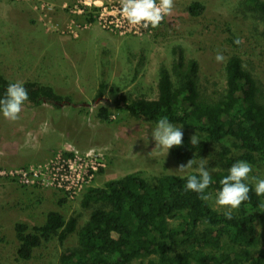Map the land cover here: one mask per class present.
<instances>
[{
  "label": "rangeland",
  "instance_id": "374dc122",
  "mask_svg": "<svg viewBox=\"0 0 264 264\" xmlns=\"http://www.w3.org/2000/svg\"><path fill=\"white\" fill-rule=\"evenodd\" d=\"M196 1L204 6L200 15L189 12ZM240 1L174 0L173 14L157 28L121 33L104 22L102 11L105 5H120V0H0V74L14 82L49 84L70 97L59 106L46 102L23 106L16 121L0 113V264H56L51 254L57 250L54 243H48L39 258L18 260L14 224H43L44 214L55 209L67 217L77 206L76 195L86 187H103L134 171L148 177L159 172L186 174L176 170L187 162L170 151L157 150L149 156L155 148L151 133L156 124L116 110L109 87L120 85L121 93L152 95L158 69L170 61L168 51L174 44L199 62V82L207 93L223 87L224 62L216 61L217 52L225 59L242 53L264 83V42L249 40L250 30L261 28L263 21L243 12ZM237 38L243 41L239 45L234 43ZM100 76L108 85L97 97ZM98 107L113 111L110 121L96 117ZM62 157L74 165L85 164L78 178L84 177V183L58 188L37 179L25 183L17 176L43 169L45 179H52L51 165ZM209 158H204L206 168L215 165ZM195 162L188 172L196 170L201 160ZM249 177L251 183L252 177L264 179L262 167L252 166ZM61 198L66 200L60 204ZM258 227L263 238L264 223ZM74 244L75 238H68L66 245Z\"/></svg>",
  "mask_w": 264,
  "mask_h": 264
},
{
  "label": "trees",
  "instance_id": "16d2710c",
  "mask_svg": "<svg viewBox=\"0 0 264 264\" xmlns=\"http://www.w3.org/2000/svg\"><path fill=\"white\" fill-rule=\"evenodd\" d=\"M243 12L260 16L261 28L250 30L249 40L264 42V0H241ZM204 6L192 2L189 12L200 15ZM256 20V19H255ZM259 27V26H258ZM170 61L158 69L154 95L121 93L120 85H111L116 110L136 119L154 123L167 117L181 127L183 143L170 153L180 162L202 160L210 156L215 164L208 167L212 183L206 190L210 199L185 190V175L159 172L144 176L134 171L108 180L103 187L89 186L75 197L77 206L65 217L58 209L47 211L45 222L33 227L14 224L18 260L30 261L41 256L48 243L56 247V264H264V237L257 232L264 223L254 184L249 200L225 216V209L211 203L221 189L220 180L237 161L260 166L264 172V83L242 53L228 55L223 65L222 90L207 93L199 82L200 64L187 58L180 44L169 48ZM97 97L108 82L98 78ZM13 80L0 74V98ZM28 91L26 107L42 103L59 106L70 97L49 84L23 83ZM113 111L98 107L96 117L111 120ZM199 145H191L193 135ZM212 148H216L210 153ZM216 172H212L213 168ZM183 177V178H182ZM59 199V203L65 202ZM75 244L67 246L68 238ZM57 251V252H56Z\"/></svg>",
  "mask_w": 264,
  "mask_h": 264
},
{
  "label": "clouds",
  "instance_id": "9594fccd",
  "mask_svg": "<svg viewBox=\"0 0 264 264\" xmlns=\"http://www.w3.org/2000/svg\"><path fill=\"white\" fill-rule=\"evenodd\" d=\"M174 0H120L121 14L127 23L133 27H141L147 29L157 28L165 17L173 14ZM243 41L239 38L234 43L239 45ZM215 59L218 63H223L225 57L222 53L217 52ZM28 91L23 83H10L0 98V113L3 117L10 121L19 119V114L25 102L28 100ZM43 131H47L44 127ZM152 138L155 141V148L149 153V156L160 152L168 154L173 147H180L183 143V132L181 127L174 126L167 117L160 118L152 130ZM200 140L196 134L191 137V145H199ZM195 160L191 159L187 164H181L176 170L179 173H187L193 168ZM208 164L207 159H202L196 168V174H189L186 178L185 190L199 194L200 199L209 200L210 195L206 194V190L212 183V175L206 170ZM215 167L211 171L216 172ZM252 172V166L246 161L235 162L228 174L220 180L221 189L216 193L215 205L225 209V216L232 218V212L249 200V193L252 189L247 183L249 174ZM183 178V177H182ZM254 183V192L257 197L264 196V179L251 178ZM264 209V202L259 205ZM257 227V232H260Z\"/></svg>",
  "mask_w": 264,
  "mask_h": 264
},
{
  "label": "built area",
  "instance_id": "2783aa9c",
  "mask_svg": "<svg viewBox=\"0 0 264 264\" xmlns=\"http://www.w3.org/2000/svg\"><path fill=\"white\" fill-rule=\"evenodd\" d=\"M87 2L85 1V4ZM106 7L103 8L102 11H104V22H108L112 27H115L117 30H119L121 33L126 32H142L147 29L141 28V27H133L127 23L125 18L121 14V7L120 5H105ZM69 158H71L69 156ZM84 163H78L77 165H74L71 163L70 159H67V157L59 158V160L51 165V172L53 174L52 179L49 176L47 179H45V175L43 174V169L40 171L33 170H25L17 173V176L24 181L25 183H29L33 181L34 179L47 181L50 186L58 187V188H69V184L73 187L81 181L84 183L85 178L78 179L81 176L82 171H84ZM78 172V173H77ZM86 174H89V170ZM77 176V179L74 180V176ZM69 181V182H68ZM34 182V181H33ZM39 183V182H38ZM69 183V184H68ZM68 190V189H67ZM81 190V189H80Z\"/></svg>",
  "mask_w": 264,
  "mask_h": 264
},
{
  "label": "crops",
  "instance_id": "0c3cea01",
  "mask_svg": "<svg viewBox=\"0 0 264 264\" xmlns=\"http://www.w3.org/2000/svg\"><path fill=\"white\" fill-rule=\"evenodd\" d=\"M93 30H95V34L98 32L96 29H93ZM93 32V31H92ZM94 33V32H93ZM127 49L126 50H128L129 49V47H126Z\"/></svg>",
  "mask_w": 264,
  "mask_h": 264
}]
</instances>
